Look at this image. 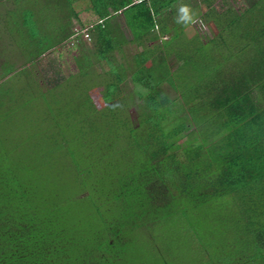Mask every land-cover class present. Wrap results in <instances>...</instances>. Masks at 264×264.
Wrapping results in <instances>:
<instances>
[{"label": "trees", "instance_id": "trees-1", "mask_svg": "<svg viewBox=\"0 0 264 264\" xmlns=\"http://www.w3.org/2000/svg\"><path fill=\"white\" fill-rule=\"evenodd\" d=\"M66 1L79 18L75 0ZM212 1L201 6L218 38L173 44L191 28V0H84V13L104 24L89 29L97 61L117 81L90 99L94 112L114 119L123 110L115 102L124 77L113 60L116 15L139 43L156 30L171 35L135 56L132 78L148 111L136 126L93 121L76 141L61 133L83 186L75 195L51 189L28 153L0 147V264H146L137 262L140 246L158 264H184V255L198 264H264V0H240L222 14ZM172 56L175 71L166 64ZM166 83L188 112L172 128Z\"/></svg>", "mask_w": 264, "mask_h": 264}, {"label": "rangeland", "instance_id": "rangeland-1", "mask_svg": "<svg viewBox=\"0 0 264 264\" xmlns=\"http://www.w3.org/2000/svg\"><path fill=\"white\" fill-rule=\"evenodd\" d=\"M240 3V0H213L212 7L222 14L228 8H240ZM67 4L66 0H0V83L6 82L0 96V147L17 156L28 153L30 159L41 166L42 175L49 177L51 189L56 188L64 195H75L83 186L78 181L77 163L71 157L69 147L60 145L61 137L74 136L75 141L83 136L82 133L85 137L88 130L91 133L89 124L93 121H99L94 123L103 128L115 119L116 122L124 119L132 126L138 125L139 115L148 110L144 101L138 98L132 78L135 56L145 47L162 46L171 35L162 36L156 30L149 37L152 39L139 43L124 14L116 15L114 22L119 29L115 36L119 39L120 50L114 52L113 60L115 70L124 77L115 101L123 110L116 111L113 119L106 112L91 110L90 99L105 94L109 83H117L116 77L107 71L106 65L97 61L94 36L77 38L84 36V32L86 35V27L93 25L97 16L84 13V0L74 3L80 12L79 18L71 14L74 9ZM191 4L195 8L188 14L192 19L191 28L173 44H180L194 35L207 43L218 38L213 16L204 20L207 11L202 9L201 0H191ZM179 18L175 19L176 23L184 21ZM41 49L47 50L38 56ZM157 57L160 61L166 58L161 51ZM166 64L172 71L179 66L173 56L167 58ZM7 69L12 72L5 74ZM163 91L174 101L165 122L166 128H172L185 121L188 112L180 93L170 84L166 83ZM186 135L183 133L182 136ZM14 143L19 146L14 147ZM148 232L152 234V230ZM184 236L177 235L174 241L182 243L187 240ZM138 248L136 252L141 253V259L137 262L158 264V259L148 255L149 251L143 246ZM183 258L184 264H198L185 255Z\"/></svg>", "mask_w": 264, "mask_h": 264}, {"label": "built area", "instance_id": "built-area-1", "mask_svg": "<svg viewBox=\"0 0 264 264\" xmlns=\"http://www.w3.org/2000/svg\"><path fill=\"white\" fill-rule=\"evenodd\" d=\"M97 24H101V25H102V24H103V21H102V20H99V21L97 22ZM103 26H104V24H103ZM91 27H92V25L89 26L88 28H86V30H85V31H86V35H85V32H84V36H80V35H79L80 37L78 36L77 38H91V34L89 33V32H90L89 29H90Z\"/></svg>", "mask_w": 264, "mask_h": 264}, {"label": "clouds", "instance_id": "clouds-1", "mask_svg": "<svg viewBox=\"0 0 264 264\" xmlns=\"http://www.w3.org/2000/svg\"><path fill=\"white\" fill-rule=\"evenodd\" d=\"M96 22H97V19H96ZM95 25V23H93L92 27ZM89 27V26H88ZM87 28V27H86ZM91 34V33H90ZM92 36V35H91Z\"/></svg>", "mask_w": 264, "mask_h": 264}, {"label": "crops", "instance_id": "crops-1", "mask_svg": "<svg viewBox=\"0 0 264 264\" xmlns=\"http://www.w3.org/2000/svg\"><path fill=\"white\" fill-rule=\"evenodd\" d=\"M95 17V16H94Z\"/></svg>", "mask_w": 264, "mask_h": 264}]
</instances>
